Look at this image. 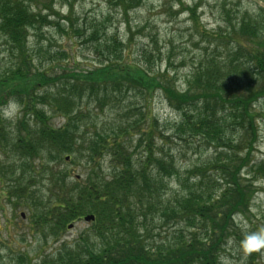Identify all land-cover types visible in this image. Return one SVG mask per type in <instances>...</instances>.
<instances>
[{"label": "trees", "instance_id": "obj_1", "mask_svg": "<svg viewBox=\"0 0 264 264\" xmlns=\"http://www.w3.org/2000/svg\"><path fill=\"white\" fill-rule=\"evenodd\" d=\"M57 2L70 12L62 16ZM106 3L127 16L142 0ZM72 9L73 0H0V201L24 204L31 213L26 233L44 239L34 261L11 235L18 225H0L13 264H221L230 237L242 239L235 219L248 213L253 184L264 177V160L252 155L256 108L264 110V0L234 15L223 8V23L209 33L195 7L185 8L212 43L180 87L171 59L155 72L149 50L130 59L108 19L83 29ZM61 20V32L90 44L95 62L85 70L74 61L59 67L71 57L53 53L47 39L45 47L30 44L44 28L60 31ZM157 93L175 116L172 134L159 143L151 108ZM9 101L19 106L12 118L2 113ZM89 105L115 117L99 123ZM61 163L83 167L85 177L70 176ZM86 215L94 217L86 231L58 239Z\"/></svg>", "mask_w": 264, "mask_h": 264}, {"label": "rangeland", "instance_id": "obj_2", "mask_svg": "<svg viewBox=\"0 0 264 264\" xmlns=\"http://www.w3.org/2000/svg\"><path fill=\"white\" fill-rule=\"evenodd\" d=\"M55 5L56 10L62 16L70 12L68 6L63 3L57 2ZM261 5L262 0H142L140 7L132 12H128L127 16H124L116 10H110L106 0H73L72 17L75 20L74 23L83 29L87 28L90 22L100 21L102 18L108 19L105 23L108 32H114L118 35V38L124 43L126 54L130 59L141 60V52H144V50H149L153 54L155 61L153 60L148 66L150 69L155 70V72H164L168 68L166 59H171L168 70H171L172 75L176 77L177 86L180 87L182 78L188 71V68L198 59L204 46L206 47L207 44L211 45L212 43L203 37V28L198 29L195 27L194 22L190 19L191 14L189 15L185 8L195 7L197 20L199 19L201 25L205 27V32L209 33L214 31L218 24L223 23L225 17L223 8L224 11H229L234 15L244 10L252 11ZM60 23L62 25L60 31L56 27L51 26L42 30V37L30 38L31 46L42 45L45 47L44 45L49 41L51 48L54 50L53 53L63 50L68 52L69 58L71 57L69 60H61L59 67L70 69L74 67V61L76 65L80 66V68L78 67L79 69L85 70L95 62V55L90 50V44L86 43L84 45L81 40H72L71 36L61 32L62 29L67 28V24L62 20ZM44 39H47V42ZM154 40L155 44L152 42ZM158 54L160 60L156 57ZM73 57L74 59H72ZM180 58L185 59L184 67L181 66L182 60ZM88 108L96 115L94 116L95 120L99 123L110 122L115 117V114L111 110L104 109L101 112L99 109L93 108L92 105H89ZM151 108L152 114L157 121L155 141L159 143L161 134L164 132L168 136L172 134L170 128L175 122V120H172L175 116L159 93L154 95L151 101ZM256 112L257 131L255 144L253 145L255 151L252 155H254L256 161H262L264 160V110L258 107L256 108ZM2 113L7 118L15 116V114L6 116L4 112ZM51 121L54 125L61 122L58 117H53ZM145 126L146 124H140L141 129L145 128ZM174 141L177 140L175 139ZM169 146L181 148V146L172 140ZM183 157L185 160L192 158V161L198 159V157L195 159L188 154ZM60 166L61 168H66L70 176L81 173L84 174V177L86 175L83 167L71 165L70 163H61ZM108 167L109 161L105 158L101 162V168L103 171H107ZM253 185V195L248 213L245 216H240L239 220L235 219L236 224L239 223L240 238L243 237L245 232L255 231L264 227V177L256 178ZM23 205L15 206L11 203L8 204V201H0V225L2 227V224L6 222L7 230L8 228L11 230V226L15 225V223L18 225V228L14 229V232H11V235H17L16 237L21 241L18 244V248L25 250L29 254V257L35 261L41 253L38 248L43 245L44 239L26 233V225L31 213ZM21 212L25 214L24 218L20 217ZM88 226L87 222L77 220L73 228L64 232L62 237L58 239L73 241L83 231H86ZM5 237L6 234L2 231L0 233V260L2 264L10 262L13 264L15 262L12 261L11 257H15V255L5 248L8 245L10 249L12 248V245L8 244ZM53 240L56 239H49V242L44 245L43 249L45 251H50L53 245H55L51 244ZM18 248L13 247L12 250L16 252ZM222 257L227 258L230 264H264V249L245 254L240 249L239 241L233 239L232 236L227 242Z\"/></svg>", "mask_w": 264, "mask_h": 264}, {"label": "clouds", "instance_id": "obj_3", "mask_svg": "<svg viewBox=\"0 0 264 264\" xmlns=\"http://www.w3.org/2000/svg\"><path fill=\"white\" fill-rule=\"evenodd\" d=\"M18 105L15 101H9L8 105L3 109L6 116H12L18 110ZM240 249L245 254L257 252L264 249V227L255 231L245 232L242 239L239 241ZM221 264H230L225 257H221Z\"/></svg>", "mask_w": 264, "mask_h": 264}, {"label": "water", "instance_id": "obj_4", "mask_svg": "<svg viewBox=\"0 0 264 264\" xmlns=\"http://www.w3.org/2000/svg\"><path fill=\"white\" fill-rule=\"evenodd\" d=\"M66 160H67V158H66ZM21 216H23V215H21ZM94 219V217L92 216V215H87V216H85L84 218H83V220L85 221V222H90V221H92ZM72 226L70 225L69 226V228H71Z\"/></svg>", "mask_w": 264, "mask_h": 264}]
</instances>
